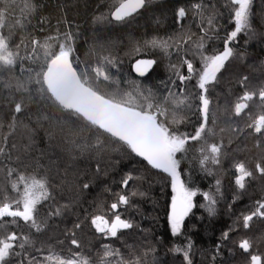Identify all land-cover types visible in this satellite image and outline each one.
<instances>
[{
    "label": "trees",
    "instance_id": "1",
    "mask_svg": "<svg viewBox=\"0 0 264 264\" xmlns=\"http://www.w3.org/2000/svg\"><path fill=\"white\" fill-rule=\"evenodd\" d=\"M27 2L0 0V12L4 13L6 24L0 31L8 35L11 29L13 46L21 39L26 44L32 38L43 42L58 34L62 41L63 34L71 32L74 66L78 64V70L96 66L103 56L110 57L115 64L106 65L105 70L111 80L95 86L103 94H116L118 98L130 92L136 103H144L137 87L145 95L151 90L153 103L164 104L168 109L158 119L177 134H194L202 122L198 111L200 101L196 99L200 90L196 77L182 83L171 66L179 67L187 59L200 68L201 59L193 41L205 35L208 16H215V28L208 31L203 51L211 55L228 46L233 48L234 55L218 73L217 81L208 85L207 93L211 101L209 127L215 132L207 139L208 143H223L221 163H208L210 172L206 170L200 163V141L190 140L186 151L176 154L180 179L197 195L193 197L194 207L175 235L169 219L175 193L168 173L153 168L123 142L106 135L101 137V149L92 147L97 133L42 96L37 91L39 85L30 84V92L17 91V78L25 81L29 75L21 68H37L31 59L18 62L11 73L0 71V147L5 148V154H0V199L4 191L9 196L16 195L11 182L21 174L46 178L51 192V198L37 206V219L44 221L41 231L23 221L8 225V231L26 235L31 241L24 249L17 248L21 255L13 257L12 264L20 261L28 264L29 260L33 264H47L49 254L67 257L76 252L87 257L91 264H100L104 245L120 254L106 258L111 264H118L121 258L125 261L138 258L139 264H187L183 252L174 249L187 250L189 243L192 264H248V254L238 247L243 238L253 242V252L264 254V218L254 217L247 229L242 226V215L255 210L257 201H264V175L255 168L257 162L264 165V140L257 148V136L249 135L251 129L246 128L251 122L248 116L233 115L234 104L244 91L240 83L243 77H248L249 91L264 86V0L251 1L248 28L227 45L225 41L235 29L230 0H146L140 12L119 22L111 15L119 0H30L35 5V11L30 14L25 7ZM196 3L203 6V23L192 8ZM180 7L188 13L182 19L177 16ZM17 21L23 24L22 28ZM187 35L192 39L183 43L182 38ZM170 37L167 52L146 43L153 38ZM137 48L139 52L135 51ZM21 54H28L23 46ZM149 59L156 63L148 73L138 74L136 62ZM180 72L187 75L186 65L180 67ZM5 83L12 87H5ZM169 90L192 94L190 108L182 105L175 109L177 117L182 118L178 124L172 123L174 106L164 103ZM20 102L23 110L15 113V104ZM258 104V97L254 98L245 113L251 112L252 118L264 114V108ZM14 116L15 131L5 145L4 135L9 132ZM237 162H244L253 172L252 177L246 178L243 189L235 183ZM9 169L15 170L11 176ZM129 175L133 179L124 187L122 181ZM203 193L215 198L214 214L209 213V201ZM119 195L129 196V203L121 205L119 213L132 227L119 230L116 237L97 232L91 218L105 215L112 219L110 205ZM57 208L61 209L59 215L55 214ZM77 223L79 228L74 227ZM225 232L227 239L223 237ZM72 239L79 242V248L71 244Z\"/></svg>",
    "mask_w": 264,
    "mask_h": 264
},
{
    "label": "snow or ice",
    "instance_id": "2",
    "mask_svg": "<svg viewBox=\"0 0 264 264\" xmlns=\"http://www.w3.org/2000/svg\"><path fill=\"white\" fill-rule=\"evenodd\" d=\"M146 0H119L118 6L111 13L116 21H124L126 17H130L133 13L145 6ZM233 6L235 29L226 39V45L235 40L237 35L246 30L249 26V9L251 0H230ZM29 14L35 11V5L30 0L26 3ZM196 10V14L201 16L202 23L204 22L203 6L201 3L192 5ZM185 8L180 7L177 11L179 18H184L187 15ZM101 19V18H98ZM214 15L207 17L208 28L204 29L205 35L199 38V41H193L196 51L201 59V66L197 69L191 60L184 59L181 65H172L176 77L183 83L190 81L193 77L197 78V87L200 90L196 95V99L200 101L198 111L202 117V122L196 128L194 134L179 133L172 131L168 124L158 119L160 116H165L168 109L164 104L153 103L151 90H148V95L140 92L137 87V93L142 98L144 103H136V97L132 93H124L122 97H117L116 94L105 95L95 85L101 81H110L111 77L105 70L106 65H113L115 61L108 56H103L101 61L96 66L85 67L78 70L74 66L73 47L74 37L71 32L63 34L64 38L61 41L59 34L57 36H49L43 42L39 39L32 38L28 44L21 39L19 44L13 46L10 43L12 35L9 29L8 35L0 31V71L11 73L16 68L18 62L31 59L37 68H21V71L29 73L25 81H20L17 78L15 85L17 91L30 92L29 85L35 83L39 85L37 91L42 96H47L53 101L59 109L75 117L76 120L84 122L85 126L94 130L96 135L95 144L92 147L101 149L103 147L102 136L106 135L109 138H114L116 141L123 142L132 152L143 157L153 168L162 169L172 178V190L175 193L171 200L170 222L172 233L178 234L181 230L185 217L194 207L193 197L197 192L185 186L180 179L179 168L180 161L177 160L176 154L186 151V145L189 141H200L201 160L200 163L205 166L208 163L219 165L221 163V149L223 143H208V137L214 136L215 132L212 127H209V105L211 103L207 96L209 91L208 85L217 81V75L224 68L225 63L234 55L232 47L225 46L223 51L211 55L205 54L204 40L210 29L215 28ZM22 28L23 24L20 21L16 22ZM6 27L5 16L0 12V29ZM15 27V25H13ZM192 39L191 35L182 38L183 43H187ZM171 37L168 40H160L153 38L150 43L152 47H158L167 52ZM21 46L27 50V55L21 54ZM31 46V47H30ZM179 46V45H177ZM139 52L140 49L135 50ZM78 61V58H76ZM155 60H138L136 62V71L141 75L145 74L146 69L155 64ZM186 65L187 75L180 72V67ZM248 77L245 76L240 81L243 94L238 98V102L234 104L233 115L240 117L242 113L248 116L250 123H247L246 128L251 129L249 135L257 136L255 146L261 147V140H264V114L256 118H252L251 112L245 113L249 109V102L254 98L259 99L258 107L264 108V86L256 91L247 90ZM173 83H175L173 81ZM5 87H12L10 83H5ZM164 103H170L174 106L172 113V123L178 124L182 118H178L175 109L182 105L191 107L192 94L185 95L183 92L177 93L169 90L168 95L164 98ZM23 103H16L14 111L20 113L23 110ZM213 125L215 120L212 121ZM15 131V116L12 124L9 125V132L4 135V143L7 144L8 136ZM223 131V129H221ZM0 154H5V148L0 147ZM238 175L235 178L236 185L240 189L245 188L246 178L252 177L253 172L246 166L244 162L234 164ZM256 170L264 175V165L257 162ZM14 169L8 170V175L11 176ZM132 176H128L122 181L124 187L128 186ZM220 181L217 180V186ZM21 185L23 188L21 189ZM88 187L87 184L84 185ZM11 188L16 193L14 197L9 196L7 191H4L2 199H0V264H12V258L20 256L21 253L17 248L24 249L25 244L30 243L28 236L18 234L15 231H8L9 224L18 225L19 221L35 228L37 232L42 230L44 221L37 219V206L44 200L51 198L48 181L44 177L37 178L36 176L19 175L17 180L11 182ZM219 191V187H217ZM132 195H135L133 192ZM205 199L209 201L207 205L208 211L211 214L215 213L214 205L215 198L209 193H203ZM129 203L128 195H119L116 202L110 205L113 218L109 219L105 215H95L91 218V224L95 230L106 236L116 237L121 229H129L132 224L122 219L119 213L121 205ZM66 207V206H62ZM61 213V209L57 208L56 215ZM264 218V201H257L255 210L249 214L242 215V226L250 227V222L253 218ZM6 218H10L6 219ZM75 228H79L77 223ZM75 236V232L72 233ZM224 239L228 238V233L223 234ZM71 244L77 248L80 247L76 239L71 240ZM192 245L189 243L187 250L179 247L175 248L176 252H183L184 260L187 264H192L189 256V251ZM238 247L248 254V264H264V254L253 252V242L249 238H243L238 242ZM71 251V250H69ZM119 252L114 250L109 245H104V253L100 258V264H111L107 257L119 256ZM47 264H91V261L81 255L79 252L72 253L65 257L59 254H49L46 257ZM24 264V261H20ZM28 264H33V260H29ZM39 264V262H37ZM118 264H139L138 258L135 261H125L123 258Z\"/></svg>",
    "mask_w": 264,
    "mask_h": 264
},
{
    "label": "water",
    "instance_id": "3",
    "mask_svg": "<svg viewBox=\"0 0 264 264\" xmlns=\"http://www.w3.org/2000/svg\"><path fill=\"white\" fill-rule=\"evenodd\" d=\"M143 8H141V9H139L137 12H135V13H133V15H135V14H137L138 12H140L141 10H142ZM132 15V16H133ZM113 17V16H112ZM127 18V17H126ZM125 18V19H126ZM114 19V18H113ZM115 20V19H114ZM152 68V66L150 67V68H148V69H146V71H145V74L146 73H148L149 71H150V69ZM135 69H136V67H135ZM138 74H140L139 72H137ZM141 75V74H140ZM140 157V156H139ZM140 158H142L143 160H145L143 157H140ZM146 161V160H145ZM147 162V161H146ZM148 163V162H147ZM155 169H157V168H155ZM158 171H161V172H164L162 169H157ZM187 217V216H186ZM185 217V218H186Z\"/></svg>",
    "mask_w": 264,
    "mask_h": 264
},
{
    "label": "bare ground",
    "instance_id": "4",
    "mask_svg": "<svg viewBox=\"0 0 264 264\" xmlns=\"http://www.w3.org/2000/svg\"><path fill=\"white\" fill-rule=\"evenodd\" d=\"M144 8V7H143ZM264 189V188H263ZM263 191V190H262ZM261 192V191H260Z\"/></svg>",
    "mask_w": 264,
    "mask_h": 264
},
{
    "label": "rangeland",
    "instance_id": "5",
    "mask_svg": "<svg viewBox=\"0 0 264 264\" xmlns=\"http://www.w3.org/2000/svg\"><path fill=\"white\" fill-rule=\"evenodd\" d=\"M252 1V0H251Z\"/></svg>",
    "mask_w": 264,
    "mask_h": 264
}]
</instances>
